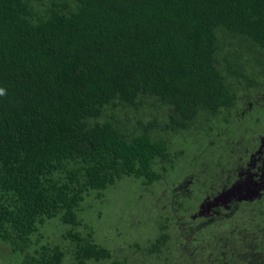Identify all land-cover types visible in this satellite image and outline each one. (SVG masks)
Returning <instances> with one entry per match:
<instances>
[{
  "label": "trees",
  "instance_id": "1",
  "mask_svg": "<svg viewBox=\"0 0 264 264\" xmlns=\"http://www.w3.org/2000/svg\"><path fill=\"white\" fill-rule=\"evenodd\" d=\"M0 90V243L14 264H125L82 203L124 177L163 180L166 135L202 120L219 122L203 143L228 159L210 163L206 191L234 178L246 158L225 136L263 131L264 0H0ZM220 207L175 224L178 264H264V196ZM166 222L141 259L172 257Z\"/></svg>",
  "mask_w": 264,
  "mask_h": 264
},
{
  "label": "rangeland",
  "instance_id": "2",
  "mask_svg": "<svg viewBox=\"0 0 264 264\" xmlns=\"http://www.w3.org/2000/svg\"><path fill=\"white\" fill-rule=\"evenodd\" d=\"M261 99H264L262 94ZM151 102L152 100H147V103ZM262 115L261 112V119ZM141 118L147 119L143 116ZM132 122H135L134 117ZM213 122L202 120L201 131L200 133L195 131L196 135L195 132L166 135L174 161L171 164L164 162L166 172L163 180L154 182L148 188H140L138 179L124 177L116 187L104 192L103 196L96 197L95 193H91L85 198L82 203V214L85 220L93 225L96 239L112 249L115 259L125 264H151L150 259L146 260L145 257L141 259V250L145 242L158 232L157 221L166 219L173 232L172 257L167 260H157L155 264H178L177 255L180 250L173 253L176 248L173 239L179 229L178 225L180 227L184 225V218L198 220L203 216H209L217 206L227 207L232 200L256 195L257 191L264 187V161L260 163L257 161V149L263 150L264 142L261 145L259 137L257 145L248 151L246 147H252L254 140L250 141L247 133L236 127L232 129V134L225 136L229 140L227 146L232 155L246 159L241 167L233 171L235 176L231 181L236 179L233 183H228L223 190L221 188L213 194H206V189L211 186L209 180L215 175L212 171L209 174L210 163L212 167L219 169L228 160L222 149L218 151L220 145L216 144L213 147L215 151H207L210 146H205L203 143L204 129L209 130L206 126L212 125L211 128H217L219 122L217 120ZM261 122L262 120L259 124ZM217 139V135L214 134L212 140L217 141ZM227 165L226 163L224 166ZM183 196H189L190 206L175 211L177 201ZM177 222L178 225H175ZM183 237L186 238V235ZM14 260L15 258L10 256L8 247L0 243V264H14ZM65 264H70L68 259L65 260Z\"/></svg>",
  "mask_w": 264,
  "mask_h": 264
},
{
  "label": "flooded vegetation",
  "instance_id": "3",
  "mask_svg": "<svg viewBox=\"0 0 264 264\" xmlns=\"http://www.w3.org/2000/svg\"><path fill=\"white\" fill-rule=\"evenodd\" d=\"M259 101H263V104H264V99H261V97H258V99L256 100V103L257 102H259ZM261 112L264 114V109H263V107L261 108ZM262 120V123L261 124H258L259 125V127H260V130H263L264 129V118H262L261 119ZM254 137H255V139H254V145L250 148V149H252V148H254L256 145H257V143H258V138L260 137V142H261V145H262V143L264 142V139H262V138H264V130L261 132V133H257V134H254ZM249 149V150H250ZM248 150V151H249ZM257 153H258V155H257V161H258V163H260V162H263L264 161V148H263V150L260 148L259 150L257 149ZM235 170V168L234 169H232V172ZM236 180V179H235ZM234 180V181H235ZM234 181H230L229 183L231 184V183H233ZM224 188V187H223ZM223 188H222V190H223ZM221 190V191H222ZM208 193L209 192H207L206 191V194L208 195ZM264 196V187H262V188H260L258 191H257V194L256 195H253V196H250V197H248V198H239L238 200H236V199H234V200H232L231 202H229L228 203V206L227 207H220V208H222V209H228L229 207H230V205L231 204H233L234 202H242V203H244V202H248V201H251V200H254V199H256V198H259V197H263ZM225 197V196H224ZM243 199H247V200H243ZM218 207V206H217ZM216 207V208H217ZM225 213V212H224ZM217 214H219V210L218 209H215V211L211 214V215H209V216H203V217H201V218H204V217H211V216H213V215H217ZM245 217H249L250 218V221L252 220V216H251V213H246L245 214ZM161 223H163V220H161V219H159L158 221H157V227H158V230H159V227H160V225H161ZM167 223V226H166V228H168V226H170L169 225V222H166ZM219 231L221 230H224V232H226L227 230H228V228L227 227H220L219 229H218Z\"/></svg>",
  "mask_w": 264,
  "mask_h": 264
},
{
  "label": "clouds",
  "instance_id": "4",
  "mask_svg": "<svg viewBox=\"0 0 264 264\" xmlns=\"http://www.w3.org/2000/svg\"><path fill=\"white\" fill-rule=\"evenodd\" d=\"M0 94H3V90H0Z\"/></svg>",
  "mask_w": 264,
  "mask_h": 264
}]
</instances>
